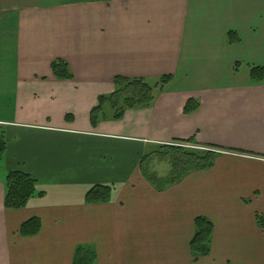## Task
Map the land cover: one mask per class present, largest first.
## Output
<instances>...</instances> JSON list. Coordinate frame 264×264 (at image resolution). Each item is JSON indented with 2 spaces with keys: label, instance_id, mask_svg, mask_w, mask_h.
Returning a JSON list of instances; mask_svg holds the SVG:
<instances>
[{
  "label": "crops",
  "instance_id": "1",
  "mask_svg": "<svg viewBox=\"0 0 264 264\" xmlns=\"http://www.w3.org/2000/svg\"><path fill=\"white\" fill-rule=\"evenodd\" d=\"M8 38L13 56H3ZM55 58L72 79L52 75ZM244 61L264 66V0H68L1 12L0 264H72L78 245L94 251L93 264H264L255 220L264 214V80L237 77ZM166 74L149 106L91 125L115 76ZM188 99L199 102L192 113ZM189 138L223 150L210 168L157 190L140 158ZM12 169L42 191L19 209L4 207ZM96 184L111 186L109 200L86 203ZM197 216L213 231L210 253L194 259ZM31 217L40 230L21 235Z\"/></svg>",
  "mask_w": 264,
  "mask_h": 264
},
{
  "label": "trees",
  "instance_id": "2",
  "mask_svg": "<svg viewBox=\"0 0 264 264\" xmlns=\"http://www.w3.org/2000/svg\"><path fill=\"white\" fill-rule=\"evenodd\" d=\"M230 43L237 42L239 36L236 32H228ZM50 69L52 75L57 79H72L73 73L69 64L63 58H55L51 61ZM249 77L252 81L264 80V66H251ZM172 75L160 76L154 82H149L140 77L115 76L113 78L114 89L108 94L99 95L97 104L89 113L92 126L100 120L120 119L127 109L142 108L149 106L154 99V89L162 88L169 81ZM199 102L196 99H188L184 105L185 113H192L198 109ZM68 118V115H66ZM185 142H191L197 147L191 149L183 148L181 145L167 144L162 146L166 152H174L172 169L165 176H157L149 173L143 167L146 158L152 154H146L140 158V170L149 182L159 191L179 181L188 172L210 168L216 156L223 150L211 145L197 143L193 138ZM182 143V142H181ZM184 143V142H183ZM3 132H0V159L5 149ZM161 147V148H162ZM5 194L4 207L7 209H19L24 207L34 195H41L42 191L36 188V180L26 171L21 169L8 170L4 178ZM111 186L96 184L90 187L84 196L86 203H99L109 200ZM255 220L259 227L264 228V214H255ZM41 222L38 217H31L25 220L19 227V233L24 236L38 233ZM213 231V224L205 216H197L194 219V233L189 241V249L194 259L207 256L210 253V242ZM95 260L94 251L85 245H78L75 249L72 264H93Z\"/></svg>",
  "mask_w": 264,
  "mask_h": 264
},
{
  "label": "rangeland",
  "instance_id": "3",
  "mask_svg": "<svg viewBox=\"0 0 264 264\" xmlns=\"http://www.w3.org/2000/svg\"><path fill=\"white\" fill-rule=\"evenodd\" d=\"M62 1H68V0H0V13L11 10V9H16V8H25V7L38 6V5L44 6V5L54 4V3H62ZM8 40L9 38L7 40L5 39V43L2 45V47L5 49V50H2L4 53L3 56H5L6 53H9L10 56H13V52H12L13 44L11 42L7 43ZM250 67L251 65L248 62L244 61V62H241L238 66H236L234 71L235 72L238 71L237 77H239L240 79H246L248 78ZM0 68H1V65H0ZM231 77H232V71L229 72L228 78L231 79ZM5 105L7 106V103L6 102L3 103V100L0 97V110ZM178 144L181 145L183 148H188V149L197 147L191 142H184V143L182 142V143H177L175 145H178ZM175 155L176 154L174 152H169V151L166 152L165 149L162 147L156 150L153 160H151L150 158L145 159L143 163V167L149 173H154L157 176H165L172 169L173 157ZM1 166H2V162L0 161V175H2Z\"/></svg>",
  "mask_w": 264,
  "mask_h": 264
}]
</instances>
